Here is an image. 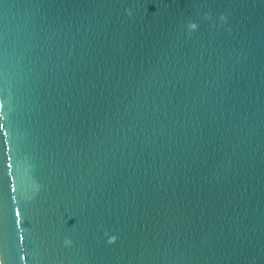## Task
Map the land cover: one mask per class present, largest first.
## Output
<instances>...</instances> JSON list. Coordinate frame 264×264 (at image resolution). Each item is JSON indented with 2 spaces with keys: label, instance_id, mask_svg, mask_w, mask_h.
Listing matches in <instances>:
<instances>
[{
  "label": "water",
  "instance_id": "obj_1",
  "mask_svg": "<svg viewBox=\"0 0 264 264\" xmlns=\"http://www.w3.org/2000/svg\"><path fill=\"white\" fill-rule=\"evenodd\" d=\"M0 264H264V0H0Z\"/></svg>",
  "mask_w": 264,
  "mask_h": 264
},
{
  "label": "clouds",
  "instance_id": "obj_2",
  "mask_svg": "<svg viewBox=\"0 0 264 264\" xmlns=\"http://www.w3.org/2000/svg\"><path fill=\"white\" fill-rule=\"evenodd\" d=\"M126 11H127V14H128L129 16L132 15L131 10H126ZM205 15H206V17H208V14H205ZM208 18H210V17H208ZM220 19H221L222 21L226 20V18H225L223 15L220 17ZM197 28H198V25H197L195 22H190V23L188 24V29L190 30V32H191V31H195ZM105 235H107V233H105ZM116 239H117V237H116L115 235H111V236L108 237V239H107V243H108V244H112V243H114V242L116 241ZM71 243H72V241H71L70 239H68V238H66V239L64 240V244H65V245H71Z\"/></svg>",
  "mask_w": 264,
  "mask_h": 264
}]
</instances>
